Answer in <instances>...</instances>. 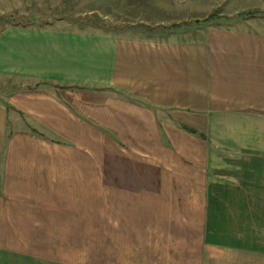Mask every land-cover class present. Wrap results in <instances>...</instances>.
<instances>
[{"label":"crops","instance_id":"obj_1","mask_svg":"<svg viewBox=\"0 0 264 264\" xmlns=\"http://www.w3.org/2000/svg\"><path fill=\"white\" fill-rule=\"evenodd\" d=\"M48 1L0 0V10L42 12ZM127 1L79 13L126 14ZM147 2L137 15L201 18L223 7L236 19L197 22L195 37L164 19L154 20L160 37L65 16L0 29V264H77L65 261L64 233L49 232L74 223L48 215L49 192H79L98 170L107 191L137 199L120 202L130 215L106 233L104 264H264V13L238 14L264 11V0ZM163 168L191 180L144 181Z\"/></svg>","mask_w":264,"mask_h":264},{"label":"rangeland","instance_id":"obj_2","mask_svg":"<svg viewBox=\"0 0 264 264\" xmlns=\"http://www.w3.org/2000/svg\"><path fill=\"white\" fill-rule=\"evenodd\" d=\"M128 3L127 0H124ZM129 6L131 10L126 14H116L114 16H103L95 14H85L81 15L79 12L83 10L96 9L99 13H104L105 9V0H49L47 4H44V11L37 12L33 9L19 11L18 13H13L10 15L5 14L0 10V29L7 24H45L50 21H54L61 16H65L68 21L72 23H78L80 25L84 24H97L100 27H104L106 23L118 25L121 29L128 28L133 31V33L144 34L145 37H160L167 35L166 30H163V25L155 24L154 20H165L164 26L165 29L171 28L175 29V32H182L185 28L191 27L193 31L191 33L196 35L195 28H200L197 22L204 24L205 26L224 24L227 25L232 23L233 19H236V13L229 16L226 15L222 8H217L211 10L208 14L200 17L186 16L181 11H177L176 14L172 13L170 18L163 16L165 13H160V10L156 12L158 16L148 17L144 15L143 17L137 15L136 7H145L149 1V5H154L155 7H163L166 0H129ZM172 3H176L177 0H170ZM64 5V7H62ZM48 6V8H47ZM3 7V6H0ZM152 7V6H150ZM3 10V9H2ZM148 11V10H147ZM250 11H258L257 13H264L263 10L253 9L238 12L239 15H248L253 16ZM124 12V11H122ZM126 12V11H125ZM32 13V14H30ZM36 13V14H33ZM76 13V15H74ZM78 14V15H77ZM81 15V16H80ZM199 18V19H197ZM174 19V20H173ZM65 21H67L65 19ZM150 23V24H149ZM134 26V27H133ZM105 29V28H104ZM184 33V32H183ZM189 37L188 33H184L181 37ZM53 87H58L52 85ZM51 85H46L45 87L52 88ZM56 89V88H55ZM5 94L0 90V101L5 102ZM182 123H180L181 127ZM36 130V129H34ZM38 130V129H37ZM100 130V129H98ZM103 130V129H101ZM100 130V131H101ZM198 132V131H197ZM198 136L199 132H198ZM98 151H101V155L98 156V166H102L104 161H101V157H104V144H98ZM184 162V160H182ZM83 165V163H82ZM169 170V171H168ZM162 169V172L165 175H151L147 173L144 176V181L152 186L157 184L160 186L161 183L169 182V180L178 179L179 182H186V180L191 175L188 174L184 176L175 177L173 175L171 168ZM98 175L89 179L88 177H82L80 191L79 192H49V204L50 208L48 209L49 216H69V219L74 220V223L66 224H49V232L60 231L63 234V239L58 240V242H63L64 247L66 248V253H64L65 261L77 263V264H104V254H105V243H106V233L121 231L119 225L123 223L130 213L127 210H120V202L124 201L125 205H128V202H134L136 199V191L126 190L127 192H109L106 190V176L104 170H98ZM85 179L91 181V186L85 184ZM115 181L116 179H111ZM191 180V179H190ZM127 189V187H125ZM164 193L160 190L158 191H145L142 196V201H146L148 198H151L155 194ZM178 194V193H177ZM179 195V194H178ZM138 203V201L136 202ZM190 202H188V206ZM66 206L70 207L69 209ZM193 216L198 215L199 208L195 205L190 206ZM70 212V213H68ZM56 219V218H53ZM120 223V224H118ZM236 225L228 224V228H232ZM127 231L126 227L124 229ZM136 230V229H133ZM73 234V235H72ZM51 235V234H50ZM52 241V240H50Z\"/></svg>","mask_w":264,"mask_h":264},{"label":"trees","instance_id":"obj_3","mask_svg":"<svg viewBox=\"0 0 264 264\" xmlns=\"http://www.w3.org/2000/svg\"><path fill=\"white\" fill-rule=\"evenodd\" d=\"M250 12L252 14H255V12H258V11H250ZM181 128L184 129V130H186L187 132H190V133H198L196 129H194V128L190 127V126H187L185 124H182L181 125ZM199 134L203 136L202 133H199Z\"/></svg>","mask_w":264,"mask_h":264}]
</instances>
